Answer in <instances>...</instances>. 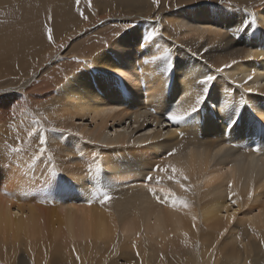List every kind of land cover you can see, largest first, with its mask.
Listing matches in <instances>:
<instances>
[{"label":"bare ground","instance_id":"1","mask_svg":"<svg viewBox=\"0 0 264 264\" xmlns=\"http://www.w3.org/2000/svg\"><path fill=\"white\" fill-rule=\"evenodd\" d=\"M43 1L52 42L37 24L22 38L0 35V77H23L0 90L21 95L14 110L0 109V264H264V0H181L160 10L100 2L87 19L74 13L76 0ZM131 11L140 20L94 53L74 60L69 44L60 55L77 67L61 78L52 68L44 80L53 86L31 94L38 66L59 46L98 15ZM242 23L249 27L239 37L224 31ZM23 47L30 53L15 58ZM166 50L167 60H152ZM233 59L199 112L183 126L166 121L171 110L190 112L203 95L198 80ZM129 121L149 133L110 135ZM41 135L48 151L34 161ZM154 164L187 175L186 192L151 173L161 181L153 186L171 189L188 208L152 198L143 181ZM105 191L114 199L101 205Z\"/></svg>","mask_w":264,"mask_h":264},{"label":"rangeland","instance_id":"2","mask_svg":"<svg viewBox=\"0 0 264 264\" xmlns=\"http://www.w3.org/2000/svg\"><path fill=\"white\" fill-rule=\"evenodd\" d=\"M179 1H181V0H159V5L157 6L153 3V0H87L86 2H89L88 5L90 6L89 9L86 8L85 5L80 6V4L82 3L81 1H80V4H76L75 6L73 5L72 8L74 10V13H77V15H78V12H79V17L81 19H84L83 17H85V16L88 17L90 14L88 16H87V14L89 12H91V10H93L95 8V5L99 4L100 2H102L103 5L113 3L119 7L123 4H129V5L131 4V6L128 5L129 10H133L136 8L137 9L153 8L154 10H160L163 7L171 6L173 3L179 2ZM184 1H188V0H184ZM230 1H232V0H230ZM233 1H235V0H233ZM236 1H238V0H236ZM247 1H249V0H247ZM33 3L35 6H33ZM43 3H44L43 0H0V35H6V34L10 33L11 31H14V33L17 32L18 36L22 38L24 36V34L26 33L24 31V29L27 30V28H28V29L32 30L34 24H37V26L34 28L38 29L39 31H42L39 35L41 37H44V34L47 33L46 32L47 28L44 26L46 24H48L49 21H48V15H47L48 7L45 5V3L44 4ZM124 6H126V5H124ZM155 16H156L155 13H152L150 19L154 18ZM30 17L32 18V20ZM135 18H136V16L132 11L128 12V14H127V12H124V13L123 12H120V13L116 12L114 15H111L110 17L106 16V18L98 15L97 21L90 23L89 24L90 26L88 25V27L85 29L84 32L76 34L74 37L70 38L66 42V44L63 43L64 44L63 46H59V48L57 50L58 52H56L54 54V56L50 55V57L47 58L46 62L43 64V66L42 65L38 66V72L40 73V77L36 78L34 80L33 85H32L34 87H32L33 91L31 92V94H33V95L38 94L39 91H41L45 88V86H49V85L51 86L52 85L50 83H52L53 78H49L48 79L49 81L44 80L46 78V76L50 75L52 68L56 69L55 72H57V74H59V76L61 78L64 74H66L67 72H70L72 69L77 67V62H75V61L66 62V60H69L68 58L65 61H63V57H62V55H60L62 52L64 53L65 51H68L67 48H68L69 44H71L73 49H74V51H73L74 54H72V57H71L74 60L78 59L81 55L94 53L95 50L100 48L99 45L101 43L110 39L112 36L114 37L115 35L120 33L122 30L130 28L132 25L135 24L136 20H140V18H136V19ZM27 19H30L29 22H27ZM117 19H119V20H117ZM20 20H22V22H19ZM115 21H116V23H114ZM122 21H124V22H122ZM44 22L46 24H42ZM50 23H52V25ZM50 23H49L50 24L49 26L52 27V29H53V18L51 19ZM117 23H119V24H117ZM129 23H131V24H129ZM108 24H109V26H108ZM103 25H105V26L107 25V26L105 27ZM119 26H120V28H119ZM100 27H101V29H100ZM117 28H119L120 30ZM34 33H37V32L34 31ZM45 35L47 36V34H45ZM26 42H27V39H26ZM77 46H78V48H77ZM29 50L31 51L30 47L29 48L23 47L21 50V53L20 52H18V54L16 53L15 58H18V59L26 58V56L30 53ZM57 53H59L58 55H60V56H57ZM20 54H21V56H20ZM45 71H47V72H45ZM22 78L23 77L20 75L16 76L13 74H8L6 76L0 77V90L9 88L12 85L16 86L17 83H19V81ZM20 96L21 95H19V93L17 94V92L0 93V109H3V110L9 109L11 111L14 110L15 105L17 103H19ZM126 123L122 124V127L119 126V128L112 130V132L110 131V135L114 136L115 132H126L130 135H133V134L138 132V131H136V126H134V124L130 125V121L126 122ZM163 126H164L163 128H166V126H168V124H166V125L163 124ZM51 131H52L51 132L52 134H55V133H53V130H51ZM148 133H149L148 131L137 133L138 135L136 134L134 138H136L135 140H137L139 137L144 136Z\"/></svg>","mask_w":264,"mask_h":264},{"label":"snow or ice","instance_id":"3","mask_svg":"<svg viewBox=\"0 0 264 264\" xmlns=\"http://www.w3.org/2000/svg\"><path fill=\"white\" fill-rule=\"evenodd\" d=\"M76 3L79 4L80 0H76ZM153 3L155 5H159V0H153ZM84 19H87V17H83ZM52 17L49 16L48 17V21L49 23L51 22ZM253 24L256 23L255 19H253L252 21ZM45 27L47 28V39L49 40V42L53 41V30L50 26H48V24L45 25ZM213 31H218V29L215 26H211ZM249 27L248 24H244L242 23L240 26H237L233 29H224V31H227L232 37L236 38L239 37V35L245 31V29H247ZM157 32L155 30H153L148 37H146L145 39H151L152 37L156 36ZM141 47H143V42H141ZM207 50V48L205 49V51ZM193 56H197L198 53L196 52H192L191 53ZM254 54H249L248 59L251 60L253 59ZM158 59H168V52L166 50L165 52V56L163 57H158V56H153L152 60L156 61ZM147 57L144 58V63H147ZM237 61L235 59H233L231 61V64H225L223 67H218L214 69V72H208L206 74L203 75L202 78H200L198 80V83L200 85L203 86V95H200L195 102V105L191 108L190 112H185V111H180L179 109H175V110H171L170 112L167 113V115L164 117L166 119V121L168 123L173 124L174 126H183L185 124L186 121H188V119L190 117H192L194 114H196L197 112L200 111V109L202 108V106L204 105V102L207 100L208 98V94L210 92V90L213 88L215 82L218 79L217 74L220 73H224L225 70L227 68H230L232 65L236 64ZM252 76H248V80H252ZM234 83V82H233ZM239 87H243V85H239ZM246 92H251L252 89L248 88L245 89ZM224 108H221V111H223ZM53 131H57V129H53ZM60 132H63L64 129H59ZM29 137H32L34 135V132H29L28 133ZM23 141H21L22 143ZM39 144L41 145L40 148V155L34 157V161L36 160H40V158L44 155V153L46 151H48L47 149V135H41L39 136ZM257 151H260L259 149H257ZM5 155H8L10 158L13 156H16L18 154V149L16 148H12L10 150H8L7 148H5ZM175 150L169 151L168 153H166L165 155L167 157H172L174 156ZM165 157H162V159ZM22 171L26 172V169H22ZM152 172L154 173H165L167 174L168 178L170 180H172L175 184H178L182 189H184V191H190V188L188 186V177L187 175H185L180 169H178L175 166L172 165H167V166H162L161 164H154L151 168V171L149 174H147L144 177V187L147 189V191L150 193V195L152 196L153 199H155L158 203H161L165 206H171L173 208H188L189 204L187 200L184 199H180L179 197H177L175 195V193L171 190V189H166L163 187H156L153 186L154 184L158 185L161 183V181L158 178H154V176L151 174ZM57 170L55 165H53L51 172L49 173L47 179L49 180V182H51L52 180L55 179V177L57 176ZM231 188V185L229 186ZM232 195H235V193H232ZM114 199L113 195H111L109 192L105 191L99 194V202L101 205L107 204L109 202H111ZM230 202L231 203H235L234 200H231L230 198ZM92 201H89V204H91ZM233 215H235L233 213ZM193 220H195V217H193ZM195 226V225H193ZM137 256H139V252H137ZM77 259H79V256H77Z\"/></svg>","mask_w":264,"mask_h":264}]
</instances>
